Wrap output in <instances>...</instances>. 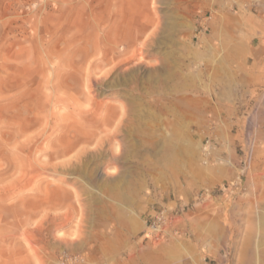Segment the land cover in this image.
Segmentation results:
<instances>
[{"label": "rangeland", "instance_id": "obj_1", "mask_svg": "<svg viewBox=\"0 0 264 264\" xmlns=\"http://www.w3.org/2000/svg\"><path fill=\"white\" fill-rule=\"evenodd\" d=\"M261 215L264 0H0V264H264Z\"/></svg>", "mask_w": 264, "mask_h": 264}, {"label": "bare ground", "instance_id": "obj_2", "mask_svg": "<svg viewBox=\"0 0 264 264\" xmlns=\"http://www.w3.org/2000/svg\"><path fill=\"white\" fill-rule=\"evenodd\" d=\"M262 173H263V172H262ZM258 218H259L258 220L260 221V222H259L260 224L264 223V215H263V216L261 215V216H259ZM258 236H259V235H257V237H258ZM260 236H261V235H260ZM255 238H256V237H255ZM255 238H254V239H255ZM243 239H244L245 244H243L242 249L244 250L243 252H246V251L248 250V248H249V247L251 246V244H252V240H251V239H252V234H251V233L245 234V235L243 236ZM255 240H256V239H255ZM263 240H264V236L262 235V238H261V237L257 238V240H256L255 243H254V246H255V245L258 246V245L260 244L259 241H260V242H263ZM253 241H254V240H253ZM241 244H242V243H241ZM241 244H240V245H241ZM261 245H262V243H261ZM241 246H242V245H241ZM259 246H260V245H259ZM260 247H261V246H260ZM260 247H259V248H260ZM250 248H251V247H250ZM259 248H257V249H259ZM242 249H241V250H242ZM251 249H252V248H251ZM255 249H256V248H255ZM255 249H254V250H255ZM254 250H253V251H254ZM260 250H261V249H260ZM248 251H249V250H248ZM241 253H242V252H241ZM247 254H248V253H247ZM253 254H254V253H253ZM260 254H261V253H260ZM249 255L252 256V254H250V252H249ZM241 256H242V257H241ZM244 256H245V258L247 259V257H246L247 255L244 254ZM240 257L243 258V255H240ZM252 257H253V256H252ZM259 257H260V255H259ZM259 257H257V258H259ZM245 258H244V260H243V261H244L243 263L240 262L241 264H247V263H248V262L246 261ZM255 258H256V257H255ZM250 259H251V258H250ZM252 259H253V258H252ZM259 260H260V259H259ZM255 261L258 262L257 259H256ZM252 263H253V262H252ZM237 264H238V263H237Z\"/></svg>", "mask_w": 264, "mask_h": 264}, {"label": "built area", "instance_id": "obj_3", "mask_svg": "<svg viewBox=\"0 0 264 264\" xmlns=\"http://www.w3.org/2000/svg\"><path fill=\"white\" fill-rule=\"evenodd\" d=\"M156 218H158L159 220H161L162 216L161 215H157Z\"/></svg>", "mask_w": 264, "mask_h": 264}]
</instances>
